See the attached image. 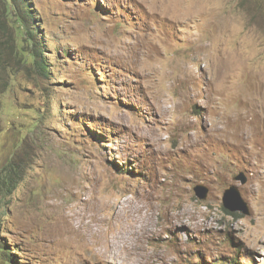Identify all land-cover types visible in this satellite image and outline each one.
Instances as JSON below:
<instances>
[{
    "label": "rangeland",
    "instance_id": "1",
    "mask_svg": "<svg viewBox=\"0 0 264 264\" xmlns=\"http://www.w3.org/2000/svg\"><path fill=\"white\" fill-rule=\"evenodd\" d=\"M7 263L264 264V0H0Z\"/></svg>",
    "mask_w": 264,
    "mask_h": 264
},
{
    "label": "water",
    "instance_id": "2",
    "mask_svg": "<svg viewBox=\"0 0 264 264\" xmlns=\"http://www.w3.org/2000/svg\"><path fill=\"white\" fill-rule=\"evenodd\" d=\"M234 178L236 180H240L241 183L246 181V177L242 172H239ZM194 191L199 199H205L208 190L203 185H197L194 187ZM222 203L224 208L229 211H240L244 214H249L247 203L243 200L238 188L234 185H231L224 190L222 195Z\"/></svg>",
    "mask_w": 264,
    "mask_h": 264
},
{
    "label": "bare ground",
    "instance_id": "3",
    "mask_svg": "<svg viewBox=\"0 0 264 264\" xmlns=\"http://www.w3.org/2000/svg\"><path fill=\"white\" fill-rule=\"evenodd\" d=\"M141 208H142V206H141ZM137 209V208H136ZM144 210V209H143ZM145 211V210H144ZM138 213H140V212H138ZM144 215V214H143ZM132 225V224H131ZM140 225H142V224H140ZM121 226V225H120ZM135 226V225H134ZM135 227H138V228H135ZM135 227H132V228H130L131 230H124V233L119 237L120 238V241H121V243H122V245H123V247L127 250V251H136L138 248H139V236L140 235H143L144 234V228H143V226H135ZM121 228H123V227H121ZM134 228V229H133ZM119 229V228H118ZM120 231V230H119ZM96 233H99V231L98 230H96ZM73 234V233H72ZM117 234H118V232H117ZM74 235V234H73ZM75 235H76V233H75ZM115 235V234H114ZM69 236H71V235H69ZM86 237V236H85ZM115 237V236H114ZM142 237V236H141ZM83 238V237H82ZM111 238V237H110ZM113 238V237H112ZM86 239H87V237H86ZM95 239V238H94ZM102 240V239H101ZM99 241V240H98ZM105 241V240H104ZM109 241V240H108ZM111 241V240H110ZM90 242H92V241H90ZM102 242V241H101ZM101 242H99V243H101ZM107 242V241H106ZM117 242V241H116ZM84 243V242H83ZM142 243V242H141ZM93 244V243H92ZM109 244V243H108ZM101 245V244H100ZM91 246V245H90ZM104 246V245H103ZM102 246V247H103ZM107 246V245H106ZM93 247V246H92ZM118 247V246H117ZM121 247V246H120ZM112 248H113V246H112ZM122 248V247H121ZM91 249H93V248H91ZM118 249V248H117ZM103 251H104V249H103ZM111 251V250H110ZM115 253V252H114ZM117 253V252H116ZM135 253V252H134ZM91 254V253H90ZM99 254H101V253H99ZM109 254V253H108ZM112 254V253H111ZM104 256V258L106 257L105 255H103ZM113 256V255H112ZM116 256V255H115ZM120 256V258H121V255H119ZM123 256V255H122ZM99 257V256H98ZM123 257H125V256H123ZM101 258H103V257H101ZM103 258V259H104ZM126 258V257H125ZM129 258V257H128ZM117 259V258H116ZM105 260V259H104Z\"/></svg>",
    "mask_w": 264,
    "mask_h": 264
},
{
    "label": "trees",
    "instance_id": "4",
    "mask_svg": "<svg viewBox=\"0 0 264 264\" xmlns=\"http://www.w3.org/2000/svg\"><path fill=\"white\" fill-rule=\"evenodd\" d=\"M230 213H233V212H230ZM8 263H9V262H8ZM8 263H7V264H8ZM13 264H14V263H13Z\"/></svg>",
    "mask_w": 264,
    "mask_h": 264
}]
</instances>
